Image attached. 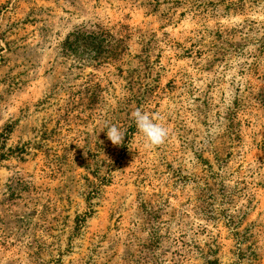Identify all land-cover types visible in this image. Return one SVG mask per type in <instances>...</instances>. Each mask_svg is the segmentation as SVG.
<instances>
[{"label":"rangeland","instance_id":"374dc122","mask_svg":"<svg viewBox=\"0 0 264 264\" xmlns=\"http://www.w3.org/2000/svg\"><path fill=\"white\" fill-rule=\"evenodd\" d=\"M0 264H264V0H0Z\"/></svg>","mask_w":264,"mask_h":264},{"label":"trees","instance_id":"16d2710c","mask_svg":"<svg viewBox=\"0 0 264 264\" xmlns=\"http://www.w3.org/2000/svg\"><path fill=\"white\" fill-rule=\"evenodd\" d=\"M123 39L116 38L106 30L96 32L75 30L68 33L60 44L61 53L77 57V61L96 63L100 60H115ZM98 64V63H96Z\"/></svg>","mask_w":264,"mask_h":264},{"label":"clouds","instance_id":"9594fccd","mask_svg":"<svg viewBox=\"0 0 264 264\" xmlns=\"http://www.w3.org/2000/svg\"><path fill=\"white\" fill-rule=\"evenodd\" d=\"M135 122L138 134L143 138V146L146 150H154L165 143L170 135V131L163 124L156 121L161 117L158 114H150L137 108L131 113ZM125 132L116 125H112L107 130V137L113 145H121Z\"/></svg>","mask_w":264,"mask_h":264}]
</instances>
